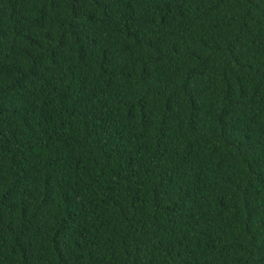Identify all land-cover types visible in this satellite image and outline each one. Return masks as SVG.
Segmentation results:
<instances>
[{"label": "trees", "instance_id": "16d2710c", "mask_svg": "<svg viewBox=\"0 0 264 264\" xmlns=\"http://www.w3.org/2000/svg\"><path fill=\"white\" fill-rule=\"evenodd\" d=\"M0 264H264V0H0Z\"/></svg>", "mask_w": 264, "mask_h": 264}]
</instances>
